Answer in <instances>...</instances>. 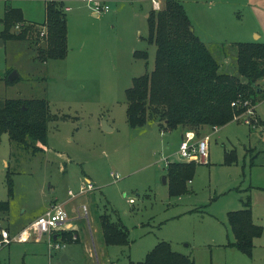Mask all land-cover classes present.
Segmentation results:
<instances>
[{
	"label": "rangeland",
	"instance_id": "rangeland-1",
	"mask_svg": "<svg viewBox=\"0 0 264 264\" xmlns=\"http://www.w3.org/2000/svg\"><path fill=\"white\" fill-rule=\"evenodd\" d=\"M45 1L0 0V101L46 98L52 113L40 150L1 136L0 200H9V209L0 212V228L15 233L58 203L70 219L54 231L61 248L49 249L46 235L13 241L0 245V264H130L161 240L194 264H264V99L254 114L216 129L166 130L156 121L132 127L126 90L155 64L157 46L147 39L153 0H99L110 10L98 15L87 0H62L67 55L43 60L34 40L44 44L46 29L32 39L3 37L1 18L9 4L21 7L26 20L43 21ZM159 1L163 8L166 0ZM180 1L224 71L237 73V42L264 41V0ZM14 69L19 76L8 80ZM187 130L196 138L209 134V157L195 160L187 190L172 194L164 176L169 161H187L178 152ZM248 197L262 227L251 255L230 245L235 236L228 221L229 211L243 208ZM104 212L129 229L130 245L105 244Z\"/></svg>",
	"mask_w": 264,
	"mask_h": 264
},
{
	"label": "trees",
	"instance_id": "trees-1",
	"mask_svg": "<svg viewBox=\"0 0 264 264\" xmlns=\"http://www.w3.org/2000/svg\"><path fill=\"white\" fill-rule=\"evenodd\" d=\"M1 21L2 36L8 38H31L45 28L44 44H40L38 36L34 40L38 56L43 60L66 57L67 19L62 0H46L43 21L26 20L21 7L6 4ZM17 24L20 29L13 30ZM148 29L147 39L157 46L155 64L152 71L134 77L133 85L126 90V114L132 127L156 121L161 129L184 125L199 130L204 125L213 128L240 119L249 109L254 114L257 102L264 99V41L237 42V73H230L221 69L211 48L196 34L180 0H166L163 8L150 11ZM144 54L148 56L147 51ZM51 118L46 98L1 100L0 139L7 133L12 142L40 150L47 144ZM253 119L254 115L246 120L251 123ZM196 164L195 160L168 162L166 177L172 194L187 190L186 182L191 180ZM9 190L12 193L11 186ZM244 203L243 208L228 213L235 236L230 245L251 255L262 227L254 222L250 197ZM8 209L9 200H0V212ZM99 221L106 245H130L129 229L122 221L112 219L108 212L101 213ZM66 232L61 231L60 235ZM130 264H194V261L161 240L144 260Z\"/></svg>",
	"mask_w": 264,
	"mask_h": 264
},
{
	"label": "built area",
	"instance_id": "built-area-1",
	"mask_svg": "<svg viewBox=\"0 0 264 264\" xmlns=\"http://www.w3.org/2000/svg\"><path fill=\"white\" fill-rule=\"evenodd\" d=\"M87 2L90 5H94V10L97 13L110 10V7L107 3H102L99 0H87ZM153 3L155 9H161L162 6L160 5L159 0H153ZM245 103H247V101ZM247 112L250 114L253 113L251 109H249ZM216 128L217 127H214V129ZM196 136L197 134L193 130H187L184 132L178 149L179 156L187 161L199 159L203 162L205 160L207 161L209 157V134L200 138H196ZM93 187L94 186H92V182L89 180L87 189H92ZM130 201L133 202L134 199L131 198ZM84 210H86V206H84ZM68 220L69 213L66 210L64 204H55L15 233H12L6 227L0 228V245L9 244L13 241L26 242L31 238H34L38 241L41 240L44 235H46L48 237L47 242L49 249L61 248L65 244L61 242L60 239L57 240L52 237L54 231Z\"/></svg>",
	"mask_w": 264,
	"mask_h": 264
},
{
	"label": "water",
	"instance_id": "water-1",
	"mask_svg": "<svg viewBox=\"0 0 264 264\" xmlns=\"http://www.w3.org/2000/svg\"><path fill=\"white\" fill-rule=\"evenodd\" d=\"M2 42H3V40H2ZM18 76H19L18 71H17L16 69H14V70H12L11 73L9 74V80L12 81V80H14L16 77H18ZM104 128H105V129H111V127L108 126L105 122H104ZM164 181H166V176H164ZM57 237H58V234H54L53 238H54V239H57ZM66 258H67L66 255H63V256H62V259H63V260H65Z\"/></svg>",
	"mask_w": 264,
	"mask_h": 264
},
{
	"label": "crops",
	"instance_id": "crops-1",
	"mask_svg": "<svg viewBox=\"0 0 264 264\" xmlns=\"http://www.w3.org/2000/svg\"><path fill=\"white\" fill-rule=\"evenodd\" d=\"M46 2V1H45ZM151 3H152V0H151ZM154 6H153V3H152V8H153ZM67 9L69 8V7H66ZM150 10V9H149ZM44 12H45V3H44ZM95 15H98V14H100V13H97L95 10H94V12H93ZM148 13L149 12H147V16H148ZM140 31V30H139ZM219 128V127H218ZM184 131H182V133H183ZM91 181V179L89 178V177H86V181L88 182V181ZM74 218V217H73ZM69 219H70V217H69ZM20 230V229H19ZM260 237V236H259ZM258 238V237H257ZM64 255H66V254H64ZM68 258V257H67ZM66 258V259H67Z\"/></svg>",
	"mask_w": 264,
	"mask_h": 264
}]
</instances>
